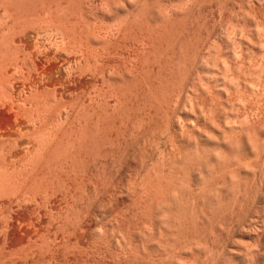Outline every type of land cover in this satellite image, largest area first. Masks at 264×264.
<instances>
[{
	"label": "rangeland",
	"instance_id": "1",
	"mask_svg": "<svg viewBox=\"0 0 264 264\" xmlns=\"http://www.w3.org/2000/svg\"><path fill=\"white\" fill-rule=\"evenodd\" d=\"M185 1L0 0V264H264V0Z\"/></svg>",
	"mask_w": 264,
	"mask_h": 264
},
{
	"label": "bare ground",
	"instance_id": "2",
	"mask_svg": "<svg viewBox=\"0 0 264 264\" xmlns=\"http://www.w3.org/2000/svg\"><path fill=\"white\" fill-rule=\"evenodd\" d=\"M186 1H188V0H186ZM186 1H185V2H186ZM190 1H192V0H190ZM193 1H194V0H193ZM259 1H260V0H259ZM66 2H67V1H66ZM136 2H137V1H136ZM143 2H144V1H143ZM257 2H258V1H257ZM261 2L263 3L264 1H261ZM145 3H146V2H145ZM154 3H155V2H154ZM162 3H163V2H162ZM168 3H169V2H168ZM171 3H172V2H171ZM188 3H190V2H188ZM57 4H58V3H57ZM59 4H60V3H59ZM66 4H67V3H66ZM142 4H143V3H142ZM151 4H152V3H151ZM160 4H161V3H159V5H160ZM163 4H165V3H163ZM172 4H173V3H172ZM178 4H179V3H178ZM193 4H194V2H193ZM197 4H198V3H197ZM242 4H243V3H242ZM246 4H247V3H246ZM249 4H250V3H249ZM249 4H248V5H249ZM43 5H44V4H43ZM71 5H72V4H71ZM133 5H134V4H133ZM143 5H144V4H143ZM147 5H148V4H147ZM159 5H158V6H159ZM165 5H166V4H165ZM195 5H196V4H195ZM258 5H259V4H258ZM125 6H126V5H125ZM135 6H136V5H135ZM135 6H133V7H135ZM167 6H168V5H167ZM169 6H171V4H170ZM173 6H175V5H173ZM188 6H189V5H188ZM133 7L131 6L132 10H133ZM144 7H145V6H144ZM144 7H143V8H144ZM146 7H147V6H146ZM160 7H161V6H160ZM178 7H179V6H178ZM249 7H251V5H249ZM124 8H126V7H124ZM124 8H123V9H124ZM135 8H136V7H135ZM166 8H167V7H165L164 9H163L162 7H161L160 9L157 8L158 10H160V12H157V14H158L157 17H158L160 20L162 19V21H163L164 18H165V21H167V22L169 21V22H170V21H172V20H170V19L172 18V17L170 16V15L172 14V12L177 14V12L175 11L176 8L174 7V8H175L174 11H173V8H171V7H170V9H171L172 11H171L169 8H168L169 10L166 9ZM258 8H259V7H258ZM263 8H264V6H263ZM136 9L138 10V8H136ZM151 9H152V8H151ZM162 9H163V10H162ZM177 9H178V8H177ZM185 9H186V8H185ZM252 9H253V8H252ZM261 9H262V8H261ZM128 10H129V9H127L126 11L130 13L131 11H130V10L128 11ZM142 10H143V9H142ZM145 10H146V9H145ZM161 10H162V11H161ZM124 11H125V10H124ZM135 11H136V10H135ZM138 11H140V10H138ZM156 11H157V10H156ZM169 11H171V13H169ZM246 11H247V10H246ZM256 11H257V10H256ZM154 12H155V11H154ZM183 12H184V11H183ZM183 12H182V13H183ZM151 13H152V12H151ZM126 14H127V13H126ZM126 14H125L124 16H128V14H127V15H126ZM131 14H132V13H131ZM131 14H130V15H131ZM135 14H136V13H135ZM186 14H187V13H186ZM39 15H40V14H38V16H39ZM130 15H129V16H130ZM154 15H156V14H154ZM172 15H173V14H172ZM174 15H175V14H174ZM251 15H252V14H251ZM253 15H254V14H253ZM132 16H133V14H132ZM144 16H145V15H144ZM151 16H152V15H151ZM169 17H171V18L169 19ZM124 18H125V17H124ZM127 18H128V17H127ZM130 18H131V17H130ZM142 18H143V17H142ZM144 18L146 19V17H144ZM166 18H167V20H166ZM154 19H155V18H154ZM136 20H137V19H136ZM173 20H174V19H173ZM253 20H254V19H253ZM39 21H40V20H39ZM39 21H37V22H39ZM67 21H68V19H67ZM175 21H176V20H175ZM245 21H246V20H245ZM255 21H256V20H255ZM143 22H144V21H143ZM143 22H142V23H143ZM163 22H164V21H163ZM253 22H254V21H253ZM257 22H258V21H257ZM257 22H256V23H257ZM129 23H130V22H129ZM164 23H165V22H164ZM260 23H261V22H260ZM35 24H36V23H35ZM69 24H70V23H69ZM72 24H73V23H72ZM72 24H71V25H72ZM139 24H140V23H139ZM139 24H138V25H139ZM146 24H147V23H146ZM166 24H167V23H166ZM166 24H165L164 26H166ZM254 24H255V23H254ZM130 25H131V24H130ZM133 25H135V24H133ZM133 25H132V26H133ZM180 25H181V23H180ZM208 25H209V24H208ZM38 26H39V25H38ZM76 26H77V25H76ZM148 26H149V25H148ZM162 26H163V25H162ZM167 26H168V25H167ZM204 26H205V25H204ZM253 26H254V25H253ZM255 26L257 27V26H258V23H257ZM41 27H42V25L40 26V28H41ZM138 27H139V26H138ZM138 27H137V28H138ZM142 27H143V26H142ZM152 27H155V26L152 25ZM174 27H175V26H174ZM184 27H185V26H184ZM184 27H183V28H184ZM207 27H208V26H207ZM243 27H244V26H243ZM170 28H171V27H170ZM213 28H214V27H213ZM252 28H253V27H252ZM257 28H259V30H260V27H257ZM257 28H256V29H257ZM33 29H34V27H33ZM71 29H72V28H71ZM147 29H148V28H147ZM165 29H166V27H165ZM168 29H169V28H168ZM64 30H65V29H64ZM67 30H68V29H67ZM133 30H134V29H133ZM200 30H201V29H200ZM254 30H255V29H254ZM257 30H258V29H257ZM34 31H35V30H34ZM140 31H141V30H140ZM147 31H148V30H147ZM153 31H154V30H153ZM155 31H156V30H155ZM183 31H184V30H183ZM36 32H37V31H36ZM206 32H207V31H206ZM211 32H212V31H211ZM149 33H150V32H149ZM162 33H163V31H162ZM164 33L167 34L166 32H164ZM170 33H171V32H170ZM170 33H169V34H170ZM242 33H243V32H242ZM152 34H153V33H152ZM160 34H161V33H160ZM169 34H168V35H169ZM176 34H177V33H176ZM183 34H184V33H183ZM208 34H209V33H208ZM260 35H261V34H260ZM136 36H137V35H136ZM144 36H145V35H144ZM149 36H150V35H149ZM170 36H171V34H170ZM170 36H169V37H170ZM182 36H183V35H182ZM199 36H200V35H199ZM142 37H143V36H142ZM173 37H174V35H173ZM203 37H204V36H203ZM207 38H208V36H207ZM173 39H174V38H173ZM179 39H180V38H179ZM183 39H184V38H183ZM164 40H166V39H164ZM171 40H172V39H171ZM184 40H185V39H184ZM197 40H198V39H197ZM219 40H220V39H219ZM150 41H151V40H150ZM158 41H159V40H158ZM161 41H162V40H161ZM178 41H179V40H178ZM206 41H207V40H206ZM184 42H185V41H184ZM193 42H194V41H193ZM207 42H208V41H207ZM213 42H214V41H213ZM160 43H162V42H160ZM216 43H217V42H216ZM53 44H54V43H53ZM146 44H147V43H146ZM166 44H167V43H166ZM174 44H175V43H174ZM170 45H171V44H170ZM176 45H177V44H176ZM255 45H256V44H255ZM161 46H162V45H161ZM166 47H167V46H166ZM173 47H174V46H173ZM173 47H172V48H173ZM161 48H162V47H161ZM186 48H187V47H186ZM198 48H199V47H198ZM212 48H213V47H212ZM162 49H163V48H162ZM191 49H192V48H191ZM249 49H250V48H249ZM200 50H201V49H200ZM182 51H183V50H182ZM186 51H188V50H186ZM208 51H209V50H208ZM171 52H172V51H171ZM192 52H193V51H192ZM202 52H203V51H202ZM217 52H218V51H217ZM148 53H149V52H148ZM163 53H164V52H163ZM175 53H176V52H175ZM218 53H219V52H218ZM149 54H150V53H149ZM159 54H160V53H159ZM165 54H166V52H165ZM163 55H164V54H163ZM173 55H174V53H173ZM194 55H195V53H194ZM196 55H197V54H196ZM167 56H168V55H167ZM238 56H239V55H238ZM206 57H207V56H206ZM209 57H210V56H209ZM216 57H217V56H216ZM184 58H185V57H184ZM190 58H191V57H190ZM172 59H173V58H172ZM187 59H188V58H187ZM203 59H204V56H203ZM154 60H155V58H154ZM173 60H174V59H173ZM236 60H237V59H236ZM147 61H148V60H147ZM183 61H184V60H183ZM250 61H251V60H250ZM158 62H159V61H158ZM158 62H157V63H158ZM189 62H191V61H189ZM157 63H156V64H157ZM174 63L176 64V62H174ZM203 63H204V62H203ZM159 64H160V63H159ZM200 64H201V63H200ZM167 65H168V64H167ZM207 65H208V64H207ZM249 65H250V64H249ZM175 66H176V65H175ZM191 66H192V65H191ZM169 68H170V67H169ZM227 68H228V67H226V69H227ZM172 69H173V68H172ZM183 69H184V68H183ZM183 69H182V70H183ZM163 70H164V68H163ZM202 70H203V69H202ZM207 70H208V69H207ZM228 70H229V69H228ZM168 71H170V69H169ZM178 71H179V70H178ZM189 71H190V70H189ZM194 71H195V70H194ZM213 72H214V71H213ZM249 72H250V71H249ZM184 73H185V72H184ZM210 73H211V72H210ZM215 73H216V72H215ZM164 74H165V73H164ZM180 74H181V73H180ZM186 74H187V73H186ZM189 74H190V73H189ZM213 74H214V73H213ZM171 75H172V74H171ZM93 76H94V74H93ZM195 77H196V76H195ZM92 78H93V77H92ZM183 79H184V78H183ZM238 79H239V78H238ZM175 81H176V80H175ZM179 81H180V80H179ZM188 81H189V80H188ZM214 81H215V80H214ZM251 81H252V80H251ZM200 82H201V81H200ZM243 82H244V81H243ZM182 83H184V82H182ZM182 83H181V84H182ZM204 83H205V82H204ZM174 84H175V83H174ZM174 84H173V85H174ZM181 84H180V85H181ZM238 84H239V83H238ZM175 85H177V84H175ZM135 86H136V85H135ZM191 86H192V85H191ZM196 86H198V85H196ZM176 87H177V86H176ZM199 87H200V86H199ZM235 87H236V86H235ZM238 87H239V86H238ZM180 88H182V87H180ZM244 88H245V87H244ZM201 89H202V88H201ZM253 89H254V88H253ZM202 90H203V89H202ZM130 91H131V90H130ZM160 91H161V90H160ZM160 91H159V92H160ZM196 91H197V90H196ZM182 92H183V91H182ZM189 92H190V91H189ZM258 92H259V91H258ZM165 93H166V92H165ZM187 93H188V92H187ZM175 94H176V93H175ZM226 94H227V93H226ZM262 94H263V93H262ZM144 95H145V94H144ZM246 114H247V113H246ZM230 118H231V117H230ZM245 120H246V119L244 118L242 121H245ZM250 120H251V119H250ZM257 120H258V119H257ZM224 121H225V120H224ZM239 122H240V121H239ZM252 122H255V120L253 119ZM252 122L250 121L249 123L251 124ZM226 123H227V122H225V125H223V126H225L226 129H227V128L230 129L231 131L227 129L228 131H230V133L233 132L232 129L235 130L236 127L238 126V124H237L238 122L235 123V124L237 125L235 128H232V124H233V126H235L234 123H232V124H230L231 122H230V123L228 122L229 124H226ZM241 123H242V122H241ZM249 123H247V124H249ZM255 123H256V122H255ZM247 124H245V125H247ZM252 124H253L254 126H253ZM252 124H251V125H252L253 127H256L254 123H252ZM256 124H257V123H256ZM217 125H218V124H217ZM220 125H221V124H220ZM239 125H240V124H239ZM241 126H243V125H241ZM247 126H248V125H247ZM247 126H246V127H247ZM249 126H250V125H249ZM252 126H251V128H253ZM238 127H240V126H238ZM218 128L221 129L220 127H218ZM223 128H224V127H223ZM223 128H222V130H223ZM240 128H242V127H240ZM251 128H250V129H251ZM226 129H225V130H226ZM238 129H239V128H237V130H238ZM245 129H246V128H245ZM245 129H244V130H245ZM253 129H254V128H253ZM253 129H252V130H253ZM235 131H236V130H235ZM217 132H218V131H217ZM242 132H243V131H242ZM252 132H253V131H252ZM254 132H255V131H254ZM259 132H260V131H259ZM219 133H220V132H219ZM227 133H228V132L226 131V132L223 133L224 136L221 135L222 137H224L222 141H224V140H226V141L228 140V142L232 141V139H233V138H232L233 135H234V139L236 138L235 135H236L237 132H235V133L233 132V134L231 133V134H232V137H231V134L228 133V134H229V135H228ZM239 133H240V132H239ZM239 133H238V134H239ZM245 133H246V132H245ZM245 133H243V134H245ZM246 134H247L246 136H245V135H243V136L247 137V139L244 137L245 140H243V141L241 140V141H242L243 143H245V141H246L247 145L249 144V146H251V147H252L253 144H254V146H255V143H254L255 139H254V137H252L253 135H252V134H249V131H247ZM240 135L242 136V134H240ZM250 135H252V136H250ZM208 136H209V135H208ZM208 136H207V137H208ZM214 136H215V135H214ZM236 136H237V135H236ZM238 136H239V135H238ZM257 136H258V135H257ZM219 137H220V136H219ZM239 137H240V136H239ZM258 137H259V136H258ZM209 138H210V137H209ZM212 138H213V137H212ZM242 138H243V137H242ZM244 138H243V139H244ZM234 139H233V140H234ZM212 140H213V139H212ZM235 140H236V139H235ZM237 140H238V138H237ZM257 140H258V139H257ZM215 141H217V140H215ZM226 141H224V144H225ZM239 141H240V138H239ZM219 142H220V141H219ZM235 142H236V141H235ZM237 142H238V141H237ZM257 142H258V141H257ZM214 143H215V142H214ZM243 143H239V145H236V147L239 146L240 149L246 148V146H245V147L243 146V148H241V146L243 145ZM217 144H218V143H217ZM219 144H221V142H220ZM228 144H229V143H228ZM235 144H236V143H235ZM241 144H242V145H241ZM250 144H251V145H250ZM221 145H222V144H221ZM221 145H220V146H221ZM240 145H241V146H240ZM244 145H245V144H244ZM217 146H219V145H217ZM221 147H222V146H221ZM213 148H214V147H213ZM247 148H250V147H247ZM215 149H217V148L215 147ZM223 149H224V148H223ZM226 149H227V148H226ZM251 149H252V148H251ZM254 149H255V148H254ZM213 150H214V149H213ZM224 150H225V149H224ZM244 150H248V149H244ZM218 151H220V150L218 149ZM236 151H237V150H236ZM239 151H240V150H239ZM239 151H238V152H239ZM241 151H242V150H241ZM213 152H214V151H213ZM220 152H221V151H220ZM238 152H237V153H238ZM244 152H245V151H244ZM240 153H241V152H240ZM209 154H210V153H209ZM233 154H234V153H233ZM254 154H256V153H254ZM205 155H206V154H205ZM216 155H217V154L215 153V157H216ZM218 155H220V154H218ZM218 155H217V156H218ZM229 156H230V155H229ZM234 156H235V155H234ZM242 156H243V155H242ZM218 157H220V156H218ZM240 157H241V156H240ZM197 158H198V157H197ZM202 158H203V157H202ZM222 158H223V157H222ZM222 158H214V160H215V159H220V160H222ZM232 158H234V157H232ZM235 158H236V156H235ZM235 158H234L233 161L236 160V162H238V161H237L238 158H236V159H235ZM207 159H208L209 162H211V160H212V162H213V159H212V158H211V160H210V158L207 157ZM225 159H226V157H225ZM239 159L241 160V158H239ZM239 159H238V160H239ZM263 159H264V158H263ZM192 160H193V159H192ZM200 160H202V159H200ZM220 160L217 161V164H218V162L220 163ZM229 160H230V159H229ZM196 161H197V160H196ZM223 161H224V158H223L222 162H223ZM243 161H244V160H243ZM243 161H242V162H243ZM254 161H255V160H254ZM209 162H208V163H209ZM214 162H215V161H214ZM214 162H213V163H214ZM229 162H230V161H229ZM206 163H207V162H206ZM213 163H211V164H213ZM223 163H224V162H223ZM232 163H233V162H232ZM238 163H240V162H238ZM215 164H216V162H215ZM220 165H221V164H220ZM241 165H242V164H241ZM175 166H176V165H175ZM178 166H179V165H178ZM198 166H199V165H198ZM212 166H214V164H213ZM212 166H210V169L207 167L208 170H210V171L208 172V173H210V175L212 174V172H214L213 169L211 170V167H212ZM242 166H243V165H242ZM221 167H222V166H221ZM224 167H226V166H224ZM239 167H240V165H239ZM228 168H229V165H228ZM237 168H238V167H237ZM240 168H242V167H240ZM245 168H248V167L245 166ZM146 169H147V168H146ZM162 169H163V168H162ZM200 169H201V168H200ZM233 169H234V167H233ZM257 169H258V168H257ZM172 170H173V169H172ZM180 170H181V169H180ZM251 170H252V169H251ZM159 171H161V170H159ZM215 171H217V170H215ZM254 171H255V169H254ZM259 171H260V170H259ZM147 172H149V171H147ZM154 172H156V171L154 170ZM198 172H199V171H198ZM224 172H225V171H224ZM226 172H227V171H226ZM246 172H247V171H246ZM150 173H152V172H150ZM150 173H149V174H150ZM157 173H158V171H157ZM161 173H163V172L161 171ZM190 173H191V172H190ZM166 174H167V173H166ZM248 174H249V173H248ZM192 175H193V174H192ZM192 175H191V176H192ZM199 175H200V174H199ZM203 175H205V174H203ZM216 175H217V174H216ZM223 175H224V174H223ZM230 175H231V174H230ZM235 175H236V174H235ZM150 176H151V174H150ZM153 176H154V175H153ZM156 176H157V175H156ZM159 176H162V175L159 174ZM195 176H196V175H195ZM218 176H219V174H218ZM218 176H217V177H218ZM237 176H238V174H237ZM157 177H158V176H157ZM163 177H164V176H163ZM166 177H167V176H166ZM169 177H170V176H169ZM189 177H190V176H189ZM189 177H188V179H189ZM192 177H193V176H192ZM192 177H190V178H192ZM209 177H210V176H209ZM239 177H240V176H239ZM259 177H260V174H259ZM262 177H263V176H262ZM149 178H150V177H149ZM152 178H153V177H152ZM159 178H160V177H159ZM232 178H233V177H232ZM146 179H148V178H146ZM153 179H155V178H153ZM161 179H163V178H160L159 180H161ZM202 179H203V178H202ZM214 179H215V177H214ZM214 179H213V180H214ZM221 179H222V178H221ZM239 179H240V178H239ZM258 179H259V178H258ZM150 180H151V178H150ZM159 180H158V178H157L156 181H158V182H155V181L153 180L155 183H154V182H151V183H152V184H153V183L156 184V190H157V188H160V186H161V188L164 190V188H166V187L163 186V187H164V188H163L162 185H165V184H161V181H163V183H164V180H161V181H159ZM168 180H169V179H168ZM172 180H173V179H172ZM213 180H212V182H213ZM231 180H232V179H231ZM147 181H148V180H147ZM182 181H183V180H182ZM189 181H191V180H189ZM195 181H197V180H195ZM215 181H216V180H215ZM232 181H233V180H232ZM165 182L167 183V181H165ZM170 182H172V181H170ZM193 182H194V181H193ZM201 182H202V181H201ZM222 182H223V181H222ZM145 183L147 184V182H145ZM157 183H158L159 185H160V184H161V185H160V186H157V185H158ZM168 183H169V182H168ZM190 183H191V182H190ZM203 183H204V182H203ZM206 183H207V182H206ZM217 183H218V182H217ZM238 183H239V180H238ZM224 184H225V183H224ZM168 185H169V184H168ZM179 185H180V184H179ZM200 185H201V183H200ZM219 185H220V184H219ZM227 185H228V184H227ZM234 185H235V184H234ZM144 186H145V185H144ZM186 186H187V185H186ZM190 186H191V185H190ZM203 186H204V185H203ZM214 186H215V185H214ZM214 186H213V187H214ZM238 186H239V185H238ZM244 186H245V184H244ZM263 186H264V185H263ZM178 187H179V186H178ZM180 187H181V186H180ZM195 187H196V186H195ZM147 188H148V187H147ZM149 188H150V187H149ZM149 188H148V191H147V192L145 191V192H146L145 194H148V195H149V193H148L149 190H150ZM215 188H216V187H215ZM218 188H219V187H218ZM236 188H237V187H236ZM238 188H239V187H238ZM144 189L147 190L146 188H144ZM144 189H143V190H144ZM162 189H161V190H162ZM187 189H189V188H187ZM192 189H193V188H192ZM206 189H207V188H206ZM219 189H220V188H219ZM151 190H152V189H151ZM151 190H150V191H151ZM153 190H154V189H153ZM159 190H160V189H159ZM161 190H160V191H161ZM166 190H167V189H166ZM231 190H232V189H231ZM183 191H184V190H183ZM219 191H220V190H219ZM156 192H157V191H156ZM187 192H189V191L187 190ZM192 192H193V191H192ZM201 192H202V191H201ZM216 192H217V191H216ZM143 193H144V192H143ZM161 193H162V192H161ZM167 193H168V192H167ZM220 193H221V192H220ZM150 194H151V193H150ZM156 194H157V193H156ZM163 194H164V193H163ZM201 194H202V193H201ZM211 194H212V193H211ZM218 194H219V193H218ZM235 194H236V192H235ZM263 194H264V193H263ZM188 195H189V194H188ZM195 195H196V194H195ZM197 195H198V194H197ZM219 195L221 196V194H219ZM219 195H218V196H219ZM156 196H157V195H156ZM192 196H194V195H191V197H192ZM211 196H213V195H211ZM220 196H219V197H220ZM263 196H264V195H263ZM163 197H164V196H163ZM167 197H169V196H167ZM176 197H177V196H176ZM197 197H199V196H197ZM215 197H216V198H214V199H217V198H218V200L220 199L219 197H217V195H216ZM232 197H233V196H232ZM238 197H239V196H238ZM146 198H147V197H146ZM148 198H149V197H148ZM155 198H156V197H155ZM221 198H222V197H221ZM236 198H237V197H236ZM257 198H258V197H257ZM257 198H256V199H257ZM160 199H161V198H160ZM160 199H159V201H160ZM163 199H164V198H163ZM176 199H177V198H176ZM225 200H226V199H225ZM225 200H223V202H224ZM228 200H229V199H228ZM230 200H231V199H230ZM157 201H158V200H157ZM164 201H166V200H164ZM233 201H234V200H233ZM168 202H169V201H168ZM170 202H171V200H170ZM203 202H205V201H203ZM203 202H202V203H203ZM216 202H217V201H216ZM219 202H220V200H219ZM219 202H218V203H219ZM256 202H257V201H256ZM258 202H259V201H258ZM151 203H152V202H151ZM157 203H158V202H157ZM165 203H166V202H165ZM167 204H168V203H167ZM208 204H209V203H208ZM208 204H207V205H208ZM227 204H228V203H227ZM197 205H198V204H197ZM218 205H219V204H218ZM258 205H259V204H258ZM26 206H27V205H26ZM157 206H158V205H157ZM172 206H173V205H172ZM221 206H222V205H221ZM224 206H225V205H224ZM38 207H39V206H38ZM158 207H159V206H158ZM166 207H167V206H166ZM168 207H169V206H168ZM226 207H227V206H226ZM240 207H241V206H240ZM253 207H254V205H253ZM174 208H175V206H174ZM224 208H225V207H224ZM244 208H245V206H244ZM244 208H242V210H241L242 212H243V209H244ZM248 208H249V207H248ZM160 209H161V208H160ZM177 209H178V208H177ZM179 209H180V208H179ZM179 209H178V210H179ZM191 209H192V208H191ZM191 209H190V210H191ZM197 209H198V208H197ZM200 209H201V208H200ZM162 210H163V209H162ZM168 210H169V209H168ZM219 210H220V209H219ZM228 210H229V209H228ZM232 210L235 211V209H232ZM250 210H251V209H250ZM13 211H14V210H13ZM209 211H211V210H209ZM212 211H213V210H212ZM238 211H239V210H238ZM37 212H38V211H37ZM202 212H203V211H202ZM196 213H197V212H196ZM210 213H211V212H210ZM216 213H217V212H216ZM227 213H228V212H227ZM230 213H231V212H230ZM239 213H240V211H239ZM239 213H238V214H239ZM244 213L246 214V212H243V214H244ZM254 213H255V212H254ZM257 213H258V212H257ZM157 214H158V213H157ZM163 214H164V213H163ZM173 214H174V213H173ZM222 214H223V212H222ZM148 215H149V214H148ZM151 215H152V214H151ZM175 215H177V214H175ZM212 215H213V214H212ZM224 215H226V214H224ZM230 215H231V214H230ZM230 215H229V216H230ZM234 215H235V213H234ZM240 215L242 216V214H240ZM257 215H258V214H257ZM9 216H10V215H9ZM168 216H169V215H168ZM206 216H207V215H206ZM221 216H222V215H221ZM231 216H233V215H231ZM236 216H237V215H236ZM241 216H240V217H241ZM244 216H245V215H244ZM244 216H243L242 218H244ZM251 216H252V215H251ZM251 216H250V214H249V217H251ZM198 217H199V216H198ZM237 217H238V216H237ZM237 217H236V218H237ZM240 217H238V218H240ZM190 218H191V217H190ZM226 218H227V217H226ZM226 218H225V220H226ZM228 218H229V217H228ZM236 218H235V219H236ZM238 218H237V219H238ZM245 218H246V216H245ZM245 218H244V219H245ZM208 219H210V218H208ZM223 219H224V218H223ZM231 219H232V218H231ZM244 219H240V221H241V220L244 221ZM246 219H247V218H246ZM233 220H234V219H233ZM248 220H249V218H248ZM251 220H253V219H251ZM256 220H257V219H256ZM256 220H255V221H256ZM246 221H247V220H245L244 222H246ZM249 221H250V220H249ZM174 222H175V221H174ZM227 222L230 223L231 221H227ZM236 222H237V221H236ZM247 222H248V221H247ZM262 222H263V221H262ZM150 223H151V222H150ZM192 223H193V222H192ZM239 223H240V222L238 221V224H237V225H239ZM162 224H163V223H162ZM232 224H233V222H232ZM232 224L230 223V225H232ZM248 224H249V223H248ZM252 224H253V223H252ZM254 224H255V223H254ZM163 225H164V224H163ZM154 226H155V225H154ZM169 226H170V225H169ZM183 226H184V225H183ZM188 226H189V225H188ZM191 226H192V225H191ZM233 226H235V225H233ZM251 226H252V225H251ZM228 227H229V226H228ZM244 227H245V226H244ZM146 228H147V227H146ZM225 228H226V227H224V229H225ZM250 228H251V227H250ZM256 228H257V227H256ZM166 229H167V228H166ZM166 229H165V230H166ZM240 229H241V228H240ZM243 229H244V228H243ZM245 229H246V228H245ZM160 230H161V229H160ZM165 230H164V231H165ZM187 230H188V229H187ZM191 230H192V229H191ZM241 230H242V229H241ZM249 230H250V229H249ZM260 230H261V229H260ZM167 231H168V230H167ZM170 231H171V230H170ZM226 232H227V231H226ZM239 232H240V231H239ZM245 232H246V231H245ZM256 232H258V231H256ZM260 232H261V231H260ZM236 233H237V232H236ZM162 234H163V233H162ZM168 234H169V233H168ZM184 234H185V233H184ZM230 234H232V233H230ZM241 234H242V233H241ZM248 234H249V233H248ZM252 234H253V233H252ZM256 234H257V236H258V233H256ZM225 235H226V234H225ZM254 235H255V234H254ZM260 235H261V234H260ZM149 236H150V235H149ZM166 236H167V235H166ZM186 236H187V235H186ZM238 236H239V234H238ZM241 236H242V235H241ZM145 237H147V236H145ZM228 237H229V236H228ZM250 237H251V235H250ZM259 237H260V236H259ZM259 237H258V239H259ZM149 238H150V237H149ZM255 238H256V237H255ZM225 239H226V238H225ZM159 241H160V240H159ZM159 241H158V242H159ZM172 241H173V240H172ZM123 242H124V241H123ZM147 242H148V241H147ZM254 242H255V241H254ZM170 243H171V242H170ZM156 244L159 245L158 243H156ZM160 244H161V243H160ZM162 245H163V244H162ZM171 245H172V244H171ZM226 245H227V244H226ZM151 246H152V245H151ZM152 247H153V246H152ZM183 247H184V246H183ZM183 247H181V248H179V249H182V250L185 251V248H186V247H184V248H183ZM189 248H190V247H189ZM151 249H152V248H151ZM157 249H158V248H157ZM159 249H163V248H159ZM179 249H178L177 251H174V254H176L175 252H178V253L181 252ZM170 250H171V249H170ZM174 250H176V249H174ZM248 250H249V249H248ZM146 251H147V250H146ZM153 251H154V250H153ZM166 251H167V250H166ZM171 251H172V250H171ZM195 251H196V250H195ZM158 252H159V251H158ZM162 252H163V251H162ZM185 252H186V251H185ZM233 252H234V251H233ZM150 253H151V252H150ZM181 253H182V252H181ZM186 253H187V252H186ZM190 253H191V252H190ZM200 253H201V252H200ZM249 253H250V252H248V254L246 253L247 256L249 255ZM165 254H166V252H165ZM172 254H173V253H172ZM172 254H171V253L168 254V252H167V256H166V257H168V255H169V256H173V260H176V262H177V264H178L180 260L178 261L177 259H174L175 256H176L175 258H177V254H176V255H174V254L172 255ZM218 254H219V253H218ZM254 254H255V253H254ZM141 255H142V254H141ZM155 255H156V254H155ZM181 255H182V254H181ZM181 255H180V256H181ZM187 255H188V253H187ZM195 255H197V253H195ZM212 255H213V254H212ZM243 255H244V254H243ZM262 255H263V253H262ZM144 256H145V255H144ZM197 256H199V255H197ZM245 256H246V255H245ZM251 256H252V254H251ZM142 257H143V255H142ZM216 257H217V256H216ZM27 258H28V257H27ZM148 258H149V257H148ZM162 258H163V256H162ZM171 258H172V257H171ZM179 258H180V257H179ZM193 258H194V257H193ZM227 258H228V257H227ZM252 258H253V257H252ZM159 259H161V257H159ZM168 259H169V257H168ZM168 259H167V260H168ZM186 259H187V258H186ZM217 259H218V258H217ZM153 260H155V259H153ZM170 260H171V259H170ZM250 260L252 261L251 258H250ZM182 261H183V260H182ZM192 261H193V260H192ZM215 261H216V260H215ZM246 261H247V258H246ZM251 261H250V262H251ZM146 262H147V261H146ZM150 262H151V261H150ZM160 262H162V264L164 263L163 261H160ZM166 262H167V261H166ZM176 262L173 261L174 264H176ZM188 262H189V261H188ZM195 262H196V261H195ZM211 262H212V264H213V261H211ZM211 262H208V261H207V264H208V263L210 264ZM223 262H224V261H223ZM233 262H234V261H233ZM252 262H253V261H252ZM148 263H149V262H148ZM190 263H191V262H190ZM192 263H194V262H192ZM202 263H203V262H202ZM204 263H205V260H204ZM136 264H137V263H136ZM152 264H153V263H152ZM164 264H165V263H164ZM169 264H171V263L169 262ZM179 264H180V263H179ZM181 264H183V262H182ZM184 264H185V261H184ZM194 264H195V263H194ZM196 264H197V263H196ZM198 264H199V263H198ZM225 264H226V263H225ZM250 264H251V263H250ZM259 264H260V263H259Z\"/></svg>",
	"mask_w": 264,
	"mask_h": 264
}]
</instances>
